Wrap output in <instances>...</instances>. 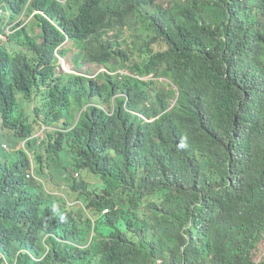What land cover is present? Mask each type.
Wrapping results in <instances>:
<instances>
[{"label":"clouds","instance_id":"9594fccd","mask_svg":"<svg viewBox=\"0 0 264 264\" xmlns=\"http://www.w3.org/2000/svg\"><path fill=\"white\" fill-rule=\"evenodd\" d=\"M130 1L96 75L51 54L60 107L0 102V264H264V0Z\"/></svg>","mask_w":264,"mask_h":264},{"label":"trees","instance_id":"16d2710c","mask_svg":"<svg viewBox=\"0 0 264 264\" xmlns=\"http://www.w3.org/2000/svg\"><path fill=\"white\" fill-rule=\"evenodd\" d=\"M0 1L5 9L0 18V35L6 37L0 40L2 103L32 111L33 96L37 95L38 104L48 101L56 107L71 98L80 80L75 78L62 87L54 76L55 67L51 65L53 50L66 41L76 45L78 56H82L88 64L108 63L122 54L121 46L125 41L120 42L117 38H122L126 33L122 16L123 11L131 5L130 0ZM22 16L32 20L28 24L23 23L20 21ZM8 29L10 32H7ZM139 61L140 58L132 53L124 59L123 64H131L134 68L140 65ZM48 81L51 87L44 90ZM37 83L41 86L40 92L32 88ZM58 88L68 90L60 94ZM145 90L143 86H131L129 92L132 100L143 97ZM40 110L45 111V108L40 107ZM242 221V229H254L264 223V217L259 221L244 217ZM232 233L225 223H218L212 229L211 242L216 245L222 243Z\"/></svg>","mask_w":264,"mask_h":264},{"label":"rangeland","instance_id":"374dc122","mask_svg":"<svg viewBox=\"0 0 264 264\" xmlns=\"http://www.w3.org/2000/svg\"><path fill=\"white\" fill-rule=\"evenodd\" d=\"M21 20L23 21V23L28 24L32 20V18L27 19L24 16H22L20 18V21ZM7 31H9V29ZM128 35L129 33H126L125 38H127ZM4 38L5 37L2 36L0 40H3ZM130 41H132V39H129L127 42ZM54 57H55V61H58L59 60L58 58H62L65 61V63L71 67V69H67V70L75 72L77 74L96 75L99 70V67L97 65L89 66L88 64L84 63V58L82 56H78L76 45L72 41H67L62 46L57 47L54 51ZM87 227L89 228V226Z\"/></svg>","mask_w":264,"mask_h":264},{"label":"water","instance_id":"95a60500","mask_svg":"<svg viewBox=\"0 0 264 264\" xmlns=\"http://www.w3.org/2000/svg\"><path fill=\"white\" fill-rule=\"evenodd\" d=\"M233 75H234V76H237V73L234 72ZM243 88H245V86H244ZM185 150H186L187 152L191 153V148H190L189 146H186V147H185ZM173 162L176 163L177 161L174 160ZM78 202L80 203V205H82V206H86V201H85V200L80 199V200H78ZM98 212H99V215H100V216H105V215H106V214L103 212V210H101L100 208H98ZM85 217H86V216H84V213L82 212V214H81V219H82L83 221L86 220ZM96 231H97V229H96ZM88 236H89L90 239L93 238V237H91V236H93V232L90 231L89 234H88ZM90 239H89V240H90ZM94 241L97 242L98 244H100V246H101L102 249H104V248L106 247V245H107V244L102 243L99 239H97V237H96L95 239H93L92 242H94ZM2 252H3V251H2ZM6 255H7L8 259H9L8 262H7V264H11L12 261H13L14 263H17V259H16L15 255H14L13 251L6 252Z\"/></svg>","mask_w":264,"mask_h":264},{"label":"bare ground","instance_id":"6f19581e","mask_svg":"<svg viewBox=\"0 0 264 264\" xmlns=\"http://www.w3.org/2000/svg\"><path fill=\"white\" fill-rule=\"evenodd\" d=\"M15 24V23H14ZM13 25V24H12ZM13 28V27H12ZM65 66V65H64ZM236 136H238V134L236 135ZM238 140V139H237ZM238 142H240V140H238ZM32 260H35V257L32 259Z\"/></svg>","mask_w":264,"mask_h":264}]
</instances>
